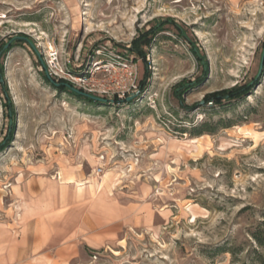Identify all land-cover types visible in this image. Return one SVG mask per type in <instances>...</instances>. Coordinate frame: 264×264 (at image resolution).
Wrapping results in <instances>:
<instances>
[{"label":"rangeland","instance_id":"1","mask_svg":"<svg viewBox=\"0 0 264 264\" xmlns=\"http://www.w3.org/2000/svg\"><path fill=\"white\" fill-rule=\"evenodd\" d=\"M263 53L264 0H0V264H264Z\"/></svg>","mask_w":264,"mask_h":264},{"label":"trees","instance_id":"2","mask_svg":"<svg viewBox=\"0 0 264 264\" xmlns=\"http://www.w3.org/2000/svg\"><path fill=\"white\" fill-rule=\"evenodd\" d=\"M171 22H172V20H166V22L157 24V25L151 27V29L147 30L146 32L140 33L139 36L133 40L132 48L130 51L132 53H134L137 57L145 60L147 54H146V51L144 50V48L146 46H150L155 41L157 36L162 32L165 25H167L168 23H171ZM179 34H180V32H179ZM195 53L198 55L197 50H195ZM207 73H208V68H207V64H205V76L207 75ZM0 75H1V73H0ZM148 78H149V74L140 83L141 91H144L145 88L147 87V81L146 80ZM204 79L200 78L195 83L194 82L193 83L182 82L180 84L179 89H177L175 92V96L179 97L181 99V103H182V106L184 108L191 110V109H194L196 107H199V104H196L192 107L185 106L184 101L182 100V97L188 91H190V90L194 89L195 87H198L199 85H201V83L204 81ZM258 82H260V79L255 80L254 82L247 84L245 86H235V87L228 89V90H222L219 92L211 93L205 97V103L206 104L211 103V105L222 106L224 102L236 101V100L241 99V98L247 96L248 94H250ZM47 83L50 86H52L53 88H55V90H57V91L71 93L78 100L86 101V102L91 103V104H100L102 106L106 105V104H101V102H99V101H95V100H92L91 98H87V97H84V96H81V95L74 93L70 88H68L66 86L65 82L60 83L59 86H56L57 83H55V82L52 83L50 80H47ZM215 131H216V128H209L207 125H204L200 128H197V127L193 128L192 134L194 136H202L205 133H214ZM259 243L261 246L263 245L260 241H259Z\"/></svg>","mask_w":264,"mask_h":264},{"label":"water","instance_id":"3","mask_svg":"<svg viewBox=\"0 0 264 264\" xmlns=\"http://www.w3.org/2000/svg\"><path fill=\"white\" fill-rule=\"evenodd\" d=\"M8 48V45H6L4 47V49H7ZM263 70H264V53H263V56H262V60H261V64H260V70H259V74H258V78H260L262 76V73H263ZM50 80V79H49ZM52 83L53 81L50 80ZM56 86H59V84H56ZM66 86L68 88H70L74 93L78 94V95H81V96H84V97H87V98H91L92 100H95V101H99V102H106V100H103V99H99V98H96L95 96H92V95H88V94H85L77 89H74L73 87H71L69 84H66ZM132 98H129L128 101H131Z\"/></svg>","mask_w":264,"mask_h":264},{"label":"built area","instance_id":"4","mask_svg":"<svg viewBox=\"0 0 264 264\" xmlns=\"http://www.w3.org/2000/svg\"><path fill=\"white\" fill-rule=\"evenodd\" d=\"M52 57H55V55H53ZM130 77H131V81H132L133 73H130ZM81 81H82L83 83L88 82V81H89L88 76H84V77L81 79ZM131 87L134 88V82H132ZM129 91H130V89L127 90V92H123V96L129 95V94H128ZM101 159H102V161H104V159H105L104 156H102ZM102 172H103V168L100 167V168L98 169V173H97V175H100Z\"/></svg>","mask_w":264,"mask_h":264}]
</instances>
